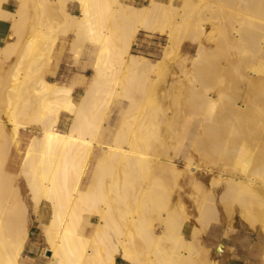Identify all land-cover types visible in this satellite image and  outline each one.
<instances>
[{
	"label": "bare ground",
	"instance_id": "1",
	"mask_svg": "<svg viewBox=\"0 0 264 264\" xmlns=\"http://www.w3.org/2000/svg\"><path fill=\"white\" fill-rule=\"evenodd\" d=\"M28 1L18 0V6L13 7L10 0H0V20H10L13 28L9 38L0 44V70L6 67L2 57L10 59L14 52L27 60V65L24 63L23 66L26 65L29 70L26 72L24 68V75L17 76L11 69L7 79H2L3 72L0 71V86L4 92L0 89V97L4 98V102L7 100L0 102V109L3 105L6 108V116H0V189L4 181V184L18 188L21 195L25 188L29 192L30 200L25 199L26 214L39 221L41 238L46 250L51 252L49 264H116L118 257L128 264H196L198 247L202 248L204 244L197 245L194 241H200L213 222L225 218L229 225L235 219L239 222L244 220L264 235V0L257 1L258 4L256 2L257 5L252 8L250 6L255 4L250 5L252 0H243L247 3L242 5H250L248 8H243V1L237 0L241 6L236 2L238 7L234 6L235 11L229 10L233 4L227 9L228 4L225 6L220 0H180L179 9L172 0H147L143 5L126 0H78L79 15L65 8L63 13L60 10L67 25L60 30L64 35L72 30L75 33L73 42L85 38L97 44L98 56L91 83L81 99L76 101L73 92L77 84H61L39 74L38 79H34L37 80L32 89L33 95L18 104L24 99L25 92H29L30 81L33 82L30 72L34 74V71L31 69L39 67L37 60L42 50L38 52V43L43 39L46 43L50 39L52 45L58 42L56 26L59 27L60 23L57 24L56 19L53 21L52 12L55 7L58 8L56 11L59 10L60 1L65 5L68 0H39L40 15L37 14L38 0L35 2L37 5L33 3L35 8L31 4L32 11L36 10L35 15L31 12L35 21L30 25L31 34L20 44L28 15ZM170 12L175 13V16L172 14L169 17L172 19L168 18ZM162 18H168L169 29L162 24L160 27L159 20ZM207 24L213 26L206 36L211 41L209 45L203 37ZM158 28L167 33V42L159 58L152 59L133 51L140 30L157 31ZM188 38L192 39V43L186 45ZM218 38L221 39V46L215 47L212 41ZM187 46L195 50L190 56L184 51ZM208 51L211 54L220 51L223 61L219 60L216 64V61H210L214 66L207 72L197 70L194 65L201 67L203 61L211 60L206 59ZM48 54L45 52L43 59L48 58ZM180 58L183 66L178 65L182 69L177 79L169 81L173 86L171 110L160 108L157 122L161 130L156 131L160 140L163 136L161 141L170 146L168 149L173 150L171 155L174 156L180 151L171 148L173 142L170 141L176 138L174 146L183 149L179 159L165 156L163 151L153 155L159 153L156 151L159 143L157 149L155 144V150H152L151 143V150H146L153 152L150 155L154 158L149 155L150 159L146 156V159L142 158L146 155L142 153L145 147L153 140H144L148 142L147 145L144 143L146 146L139 141L135 143L132 140L134 135L143 139L145 134L139 130L142 136H124L126 132L121 126L125 123L112 142L104 141L100 135L105 110L110 102L117 97L127 98L129 105L126 112L139 114L143 111L140 98L143 100L144 97L146 104H151L156 97L166 96L163 76ZM188 61L191 62V69L187 68ZM204 63L203 67H206L208 64ZM8 69L10 67L5 69V74ZM203 72L205 74L202 75ZM34 75L36 77L37 73ZM5 94L7 97H4ZM31 96L37 100L36 108L33 106L35 109L28 103ZM183 104L199 109L200 127L205 130L202 134L197 127L199 133L193 137L189 149L183 147L187 145L185 141L179 143L176 134L181 128L178 125L176 129V125L185 111ZM150 110L149 115L153 112L151 110L150 113ZM63 111L73 115L67 130L59 126ZM140 114L139 118L134 115L130 119L126 113L127 122L131 120L128 125L132 120L134 123L136 119L139 121ZM146 119L140 120L141 123ZM148 120L151 126L154 119ZM32 126L38 132L35 131L28 143L19 173H13L8 169L16 167L17 158L11 157V143H14L22 127L28 129ZM147 126L145 124L144 128ZM133 128L128 131L138 133L137 128ZM167 137H171V145L165 141ZM147 138L150 139V136ZM124 141L131 147H125ZM137 142L140 147L145 146L139 156ZM95 147L102 152L96 154ZM91 164L93 178L84 188ZM167 171L173 174L172 177L170 173V177L174 178V182L183 180L191 186L189 198L187 196L191 207L181 195H177L178 200L177 197L174 199L177 202L171 205L170 198L162 195L165 201L161 202L162 196L154 192L155 180L157 178L158 182L160 179L157 175L160 172L167 175ZM20 179L25 183L24 190ZM162 180H159L161 184ZM170 181L173 182L172 179ZM176 182L168 186H176ZM161 192L164 194V189ZM219 207L226 213L223 214L225 218L221 216L222 212L219 213ZM15 213L11 199L5 197L0 203V264H29L26 250L34 245L30 242L31 230L25 228L21 232H13L11 216ZM93 217L97 218L96 222ZM164 240L167 244L169 241L172 243L169 253H164L162 249L166 245ZM222 247L223 243H218L210 264H224ZM262 253L264 259V248Z\"/></svg>",
	"mask_w": 264,
	"mask_h": 264
},
{
	"label": "rangeland",
	"instance_id": "2",
	"mask_svg": "<svg viewBox=\"0 0 264 264\" xmlns=\"http://www.w3.org/2000/svg\"><path fill=\"white\" fill-rule=\"evenodd\" d=\"M75 0H68L67 2H64L65 3V5L62 3L63 1H60L59 3L61 4H59L58 2H54L55 4H59V6H60V8H59V10L58 11H56V9H58V8H56L55 7V12L53 11L52 13H54V15H55V18H54V15H52L53 16V21H55V19H56V23L58 22V23H60L59 24V27H58V23L56 24L55 22V26H56V32H58V34H59V38H60V36H62V35H64L63 34V30L65 29V27H67V25L65 24V22H64V20H65V17H63L64 16V14H62L63 13V8H65V9H68V10H71V11H73L72 10V8H71V3L72 2H74ZM78 1V0H77ZM126 1H128V2H132V3H134V4H137V5H143V4H146L148 1L147 0H126ZM147 1V2H146ZM163 1H165V2H167V1H169V0H163ZM173 1V3L174 4H178L177 5V8L179 9L180 8V5H181V1L180 0H172ZM220 1H222L223 2V4L226 6L227 4V6H226V8L228 7H230L232 4H233V6H232V8L231 9H229V10H237L236 8H234V6L236 5L237 6V4H235L236 2H237V0L235 1H233V0H224L225 1V3H224V1L223 0H220ZM230 3H229V2ZM243 1V0H242ZM254 0H252V2L251 1H249L248 3H250V5L251 4H253V3H255L254 5H249L251 8L252 7H255L257 4H258V2L257 1H259V0H255V2H253ZM261 1V0H260ZM259 1V2H260ZM36 2V0L34 1V2H32V0H29L28 1V15H27V20H26V22L24 21V23H25V25H24V28H23V33H22V40H20L19 41V39H18V41L20 42V44L22 43V41H26V37L27 36H29L31 33H30V25H31V23H32V21L34 20L33 19V17H34V12H36V10L34 9L33 11H32V8H35L36 6L35 5H33V3L34 4H36L37 5V3H35ZM234 2V3H233ZM239 2V1H238ZM237 2V3H238ZM256 2H257V4H256ZM79 3V2H78ZM227 3V4H226ZM242 3H247L246 1H243V2H241V5H242ZM31 4H32V8H30V6H31ZM55 4H53V5H55ZM240 4V2L238 3V5ZM62 5L64 6V7H62ZM68 5V6H67ZM230 5V6H229ZM241 5H239V7L241 6ZM58 6V5H57ZM235 6V7H236ZM243 6V5H242ZM246 6H247V4H246ZM246 6H243V8L245 7L246 8ZM249 6H247V8L249 7ZM238 7V6H237ZM40 6H39V0H38V6H37V14H41V11H40ZM62 8V9H61ZM227 8V9H228ZM60 10H62L61 12L62 13H60ZM234 10V11H235ZM31 12H33V14L34 15H32V13ZM56 12H58L57 14H56ZM80 13H81V9H80ZM80 13H78L77 15H79ZM172 14H173V12H172ZM171 14V12L168 14L169 16H168V18L172 15ZM174 16H175V13L173 14ZM172 15V16H173ZM32 17V18H31ZM168 18H162V19H160L159 20V22H160V27H161V24H162V27H164L165 29L167 28V29H169V20H168ZM173 18V17H172ZM172 18H169V19H172ZM35 21V20H34ZM61 23L63 24V25H61ZM65 25V26H64ZM210 27H212L213 28V26L211 25V24H207L206 26H205V33H204V35H203V37H205L204 39L206 40V42H207V45H209V43H211V41H208V39L206 38V36L211 32V30H213V29H211ZM64 28V29H63ZM60 29H63V30H60ZM160 29L158 28V30L157 31H154V30H140L139 32H138V34H137V37L135 38V44L133 45V51L134 52H137V53H140V54H144V55H147V56H149V57H151L152 59H156V58H159L161 55H162V51H163V46L166 44V42H167V33H163V32H161V31H159ZM11 31H13V28H12V26H11V30H10V32ZM61 31V32H60ZM69 33H72L73 34V36L75 35V33L71 30V31H69ZM26 35V36H25ZM9 38V37H8ZM80 39H82V38H80ZM80 39H76V40H78V41H80ZM59 40V39H58ZM57 40V41H58ZM74 40V39H73ZM75 40V42H73L72 44V47H71V49H70V52L72 53V58H71V61H69L68 62V64H67V66L69 67V68H77V70H87V69H90L91 71H89V72H92V73H89L88 75H79V81L77 80L76 81V84H80L81 83V85H83V92L85 91V88L87 87V86H89V84L91 83V81H90V78H92L93 77V74L95 75V71H94V67H95V61H96V59H97V56H98V49H97V44L95 43V42H93V41H91L90 39H83V41L81 40L80 42L82 43H80V42H78V41H76ZM47 41H46V39H43V40H41L39 43H41V45H42V43H46ZM78 42V43H77ZM185 42H186V45H189L190 43H192V39L190 38V40H189V38L188 39H186L185 40ZM221 39H217V40H215V41H212V43H213V45L215 46V47H217V45L219 46H221ZM38 43V45H39V51L38 52H41V50H42V52L41 53H39V55L40 56H38V53H36L37 54V56L39 57V59L37 60V62H38V68L36 67V68H34V69H31V70H33L34 71V74H36L37 73V75H36V77H35V75L34 74H32L33 72H30L31 73V76H33L32 78L33 79H31V80H33V82H31L30 81V83H29V88H30V90H29V92H28V90H27V92H25V94L27 95V96H24L23 95V97H24V99H23V97H22V99L23 100H20L19 102H18V104H20V103H22V102H25V100H26V98L27 97H30L29 95L31 94V95H33V93H32V91H34V90H32V89H34V86L36 85V80L38 79V77H39V74L41 75V74H43L44 76L49 72V71H52L56 66H58L57 64L59 63V58H58V50H57V43L58 42H56L55 44H51V40L49 39V42L48 43H46V44H49V45H46V44H44V46H43V48H44V50H43V48H41V45ZM79 44V45H78ZM82 45V47H81V45ZM47 46V49H46V46ZM80 48H78L77 46ZM52 46V47H51ZM75 46L77 47L76 49H75ZM41 49V50H40ZM45 49H46V51H45ZM53 51H52V50ZM73 49V50H72ZM49 51V52H48ZM51 51H52V56H51ZM76 51V52H75ZM185 52H187V55H191L195 50H194V48H191V47H186L185 48V50H184ZM17 52V51H16ZM45 52H46V55L48 54V58H47V56L43 59V57L45 56ZM209 52V55H207V57L208 58H206L207 60H209V58L211 59V60H209V61H206L205 60V62L206 63H204V61L202 62V64H201V67L200 66H198V65H194V67L195 68H197V70H202V71H204V72H207V71H209V70H211L212 68L211 67H213L214 66V64H213V66L211 65V62H213V61H216V62H214L215 64L216 63H219V60L220 61H223V59H222V57L220 56V51H216V54L215 53H213V54H211L210 53V51H208ZM78 53V54H77ZM211 54V55H210ZM13 56L9 59H6L5 57H2V59L1 60H4V61H6V65L3 63V65L4 66H6L5 67V69H7V68H9L10 67V69H8V72H6V74H5V69L3 70L2 68H1V70H2V79H7V78H9L10 76L9 75H11V74H8L9 72L10 73H12V71L13 72H16V74H17V76H22V75H24L23 73L25 72L24 70V68H26V72H28L29 70L27 69V60L26 59H24V58H20V54L18 53V55L14 52L13 54H12ZM17 55V56H16ZM49 55H50V57H49ZM212 55H213V57H212ZM211 56V57H210ZM214 56H216V57H214ZM219 56V57H218ZM53 57V59L51 60V59H49V58H52ZM5 58V59H4ZM18 58V59H17ZM21 60H20V59ZM48 59V60H47ZM222 59V60H221ZM15 60H16V62H15ZM24 62H23V61ZM48 62H47V61ZM52 61V62H51ZM211 61V62H210ZM9 62H10V65H9ZM15 62V63H14ZM26 62V63H25ZM42 62V63H41ZM44 62V63H43ZM51 62V63H50ZM210 62V68H209V63ZM1 63V62H0ZM7 63H8V65L9 66H7ZM14 63V64H13ZM26 64V65H24L23 66V64ZM46 63H48V64H46ZM50 63V64H49ZM176 63V64H175ZM171 67H169V69H168V71H167V73H166V75H165V77L163 76V87H164V89L166 88V90H165V92H167V94H166V96H164V94H163V96H158V97H156V99L155 100H153L152 102H151V104L149 105L148 103L146 104V102H145V100H144V97H143V100H141V98H140V101H142V107H140V108H142V110L143 111H141V112H143V114H145V116H142L140 113L141 112H139V114L141 115V118H143L144 120L146 119V121L145 122H142L141 123V121H143V119H139V121H138V119H136L135 121L137 122H139V123H134L133 122V120H132V123L130 124L129 123V125H130V127H129V125H128V122L129 121H131L130 119H132V118H134L133 116L135 115L136 117L135 118H137L138 116H139V114H138V116H137V114H130L129 112H126V110H127V108H128V105H129V99H127V98H124V97H117V98H115L112 102H110L111 104H109L110 106H108L107 107V110H105V116L103 117V121H104V123H103V125L104 126H102V129H101V138L104 140V141H107V142H112L113 141V139L115 138V135H116V132H118L119 131V128H120V126L123 124V123H125V124H127V125H122L121 127H123V130H124V132H126V133H123L124 134V136H125V134L127 135V136H130L129 134H140L141 136H142V133L144 132V136H142L143 137V139H141L140 137H138L137 135H134L135 137V139L134 138H132L131 136V138H132V140H135L134 142L136 143V141H139V143H143L142 145H145L144 143H146V145L148 144V142H145V141H148V140H153V141H150V144H148V146H143V147H145V149L143 148V147H140L141 146V144H139L138 142H137V144H138V148L139 149H137L136 151L139 153H137V155L139 156V155H142V153H146V155H143V157L142 156H140V157H142V158H145V156H146V158H149L150 156H152V158H154L155 156H153V155H156V154H160V152L159 151H163L162 153L165 155V156H167V155H171V154H173V150L172 151H169V147L170 146H168V144H163V143H165V142H162L161 140H162V138H163V136H161V140L158 138V137H160L158 134H159V132H158V134L156 133V131H160L161 130V128H160V125H159V123L157 122V120H158V112H159V110H160V108L161 109H166V110H171V106H172V92L173 91H171L172 89H173V86H172V83L171 82H169L170 80H172L173 81V79H177V77H178V72H180V70L182 69V68H180V66H183L181 63H182V58H180V59H178V60H176V62H175ZM203 63H204V65L205 64H208V65H206V67H203ZM22 64V65H21ZM43 64V65H42ZM46 64V65H45ZM180 66H179V65ZM2 65V64H1ZM0 65V66H1ZM15 67H14V66ZM175 65V66H174ZM178 65V66H177ZM186 65H187V68H189L190 67V69H191V67L192 66H190L191 65V62L190 61H188V62H186ZM44 66V67H43ZM46 66V67H45ZM197 66V67H196ZM216 66V65H215ZM177 67V68H176ZM194 67H193V69H194ZM203 67V68H202ZM208 67V68H207ZM16 68V69H15ZM199 68V69H198ZM202 68V69H201ZM11 69H14V70H12L11 71ZM19 69V70H18ZM37 69H39V70H37ZM192 69V70H193ZM0 70V71H1ZM195 70V69H194ZM39 71H41V72H39ZM22 72V73H21ZM36 72V73H35ZM202 73V75L203 74H205V73ZM22 74V75H21ZM200 74H201V72H200ZM199 74V75H200ZM5 76H6V78H5ZM38 76V77H37ZM0 78H1V74H0ZM35 78H37L35 81H34V79ZM80 82V83H79ZM90 82V83H89ZM164 82H166V83H164ZM168 83H170V84H168ZM34 84V85H33ZM165 84H167V85H165ZM32 85V86H31ZM171 85V86H170ZM85 86V87H84ZM166 86V87H165ZM167 88H168V90H167ZM0 89H2L1 90V92H3V88L0 86ZM4 93V92H3ZM2 93V94H3ZM27 93H29V94H27ZM138 93V92H137ZM1 96V95H0ZM3 96V95H2ZM4 97H7L6 96V94L4 95ZM26 97V98H25ZM32 98H31V102L32 101H34V102H28L29 104H32V108H36V102H37V100L36 99H34L35 98V96L33 97V96H31ZM139 97V96H138ZM141 97V96H140ZM164 97V98H163ZM2 97H0V99H1ZM166 98V99H165ZM2 99H3V101H2ZM1 99V101L0 102H3V103H5V102H7V100L4 102V98H2ZM165 100V101H164ZM76 101H78V100H76ZM186 101V100H185ZM184 101V102H185ZM183 102V103H184ZM186 103V102H185ZM184 103V104H185ZM149 105L148 107L150 108V107H152L151 108V110L153 111H151L148 107H146V105ZM183 104V105H184ZM0 105H1V103H0ZM34 106V107H33ZM185 106V105H184ZM190 107V108H188V110H186L187 109V107ZM187 107L185 106L184 107V112H183V115H182V117H181V119H180V121H178V124L176 125V129L177 128H179L180 126H181V128H180V130L176 133L177 134V140L179 139V143L181 142V141H185L186 142V144L187 145H184L183 147L185 148V149H189L190 148V146H189V144L191 145L192 143H193V137H196L197 136V133H199L200 131L202 132V134L205 132V130L203 129V127L201 128L200 127V125H201V123H202V121H201V116L197 113V110L199 111V109H197L196 110V108H191V107H193V106H190V105H188ZM3 107V108H2ZM1 107V109H3L4 110V112H3V110L1 111V109H0V116H3V114H5V109L6 108H4V105ZM34 108V109H35ZM150 110V113L152 112V114H148L149 113V110ZM145 109V110H144ZM33 110V109H32ZM169 110V111H170ZM106 111H108V112H106ZM190 111H192V113L190 112ZM1 112L3 113V114H1ZM33 112V111H32ZM147 112V113H146ZM188 112H190V113H188ZM107 113V114H106ZM126 113L127 114H129V116H127V117H129L130 119H128L129 121L127 122V117H126ZM185 113V114H184ZM193 113H195L196 115H194ZM149 115V118H150V120H152V119H154L151 123H152V125L150 126V124H148L149 123V118H148V116L147 115ZM132 115V117H130ZM151 115H152V117H151ZM71 117H69L67 120H68V122L67 123H64L63 121H60V123H59V126H60V128L61 129H68V127H69V124H70V122H71V119H72V117H73V115L71 114L70 115ZM106 117V119H104ZM126 117V120H124V118ZM139 118V117H138ZM190 119V120H189ZM200 119V120H199ZM123 120L124 121H126V122H123ZM141 120V121H140ZM186 121V122H185ZM192 121V122H191ZM180 122H182V123H180ZM189 122H190V124H189ZM198 122V123H197ZM201 122V123H200ZM143 123H144V125H143ZM158 123V125H154V124H157ZM135 124H137V126L135 125ZM139 124H140V126H139ZM145 124H146V126L147 127H145L144 128V126H145ZM178 125H179V127H178ZM127 126V127H126ZM134 126H136V128H137V130L136 131H138V133H136V132H134V133H130V131H128L129 129H132ZM139 126V127H138ZM151 127V128H148V127ZM155 126V127H154ZM187 127H189V128H187ZM192 127V128H191ZM199 128V132L197 131V129ZM135 128V127H134ZM134 128H133V130H134ZM135 128V129H136ZM139 128V129H138ZM144 128V129H143ZM155 128H157V129H155ZM182 128H183V130H182ZM36 128H34V126H32V127H29L28 129H26V128H21V132H19V134L16 136V138H15V141H14V143H11V146H10V151H11V157L12 158H14V157H16L17 158V166H16V169L15 170H11V169H8L9 171H11V172H13V173H19V171H20V168H21V162H22V159H23V156H24V154H25V151L27 150V146H28V142L31 140V138L34 136V134H35V131L36 132H38L37 130L38 129H36ZM143 131H142V130ZM193 129V130H192ZM202 129V130H201ZM139 130H140V132H142V133H139ZM149 130H151V131H149ZM154 130V132H152ZM189 130V131H188ZM195 130V131H194ZM203 130H204V132H203ZM27 131H28V135H27ZM112 132V133H109V132ZM148 133H146V132ZM177 131V130H176ZM197 131V132H196ZM114 132V133H113ZM152 135H151V134ZM109 134H111V135H109ZM161 134V133H160ZM148 135L150 136V139H148L147 137H148ZM158 135V136H157ZM190 135H192V137H189ZM136 136H137V138H136ZM154 137V139H151V138H153ZM141 140H140V139ZM170 138L171 137H167V140H165L167 143L170 141ZM191 138H192V140H191ZM138 139V140H137ZM165 139V138H164ZM163 139V140H164ZM169 139V140H168ZM145 140V141H144ZM142 141H144V142H142ZM176 141V138H171V143H172V145H171V143L169 142V144L171 145V148L173 147L174 148V150H176V151H180L179 153L178 152H176L175 154H176V156H174V155H171V156H174V158H177V159H179V157L181 156V154H182V152H183V149H178V148H176L175 146H174V142ZM125 142V141H124ZM127 142V141H126ZM125 142V144H124V146L125 147H131V144H130V146L128 145L129 143L127 142L126 143ZM133 142V143H134ZM157 142V143H156ZM134 143V144H135ZM151 143H152V145H153V147H151L150 146V148H152V150H153V148L155 147L154 145L156 144V149H157V144L159 143V145H158V147L161 149V150H159V148H158V150H156V151H158L159 153H153V155H150V154H152V153H148L146 150L149 148V145H151ZM128 145V146H127ZM168 146V147H167ZM165 147V148H164ZM167 147V148H166ZM144 149L145 151H141V149ZM149 148V149H150ZM94 150L96 151V154H98V153H100V152H102V150L100 149V148H97L96 149V147L94 148ZM138 150H140V152L138 151ZM151 150V149H150ZM154 150H155V148H154ZM185 151V150H184ZM142 152V153H141ZM169 152H172V153H169ZM178 153V154H177ZM163 154H162V156H163ZM147 155H149V157H147ZM180 155V156H179ZM165 156H163V157H165ZM145 158V159H146ZM144 159V160H145ZM150 159V158H149ZM6 163V162H5ZM8 165V164H7ZM10 166V165H9ZM182 166V165H181ZM89 170H88V174H87V178L84 180V184H83V187L85 188V187H87L88 185H89V183H90V181L92 180V178H93V176H92V169H93V166H92V164L90 165V167L88 168ZM161 172H164V171H161ZM157 173L158 175L157 176H159L160 177V179L163 181L162 182V184H164L163 186H162V188L164 189V191L167 193V196H166V193L164 192V194L161 192V190H163L161 187H159V186H161L162 184H161V181H159L160 179H159V177H158V182H159V184H158V182H157V178H156V180H155V182H156V186H158V187H156V186H154L155 185V183H154V185H153V187L152 188H154L153 190H154V192L157 194V195H159V196H162V195H164L165 197H166V199H168V198H170L171 200L169 201V203L171 204V205H173V204H175L177 201H175L174 202V199L177 197V199L176 200H178V196L179 195H181V197L183 198V200H184V202L186 203V204H189L188 206L189 207H191V204H190V199H188L189 198V193L191 192V190H192V188H191V186L187 183V182H185V181H183V180H181V181H179V183H177L176 181V183L178 184H176V186H168V184L170 185V184H172V183H174L173 185H175V182L173 181L174 180V178H172L173 177V174L171 173V172H168L167 171V175H166V173H164V175H163V173ZM170 173L172 174V177H170L171 175H170ZM90 175V176H89ZM163 175V176H162ZM20 177H21V175H19ZM18 176V178H20ZM161 176H162V178H161ZM166 176H169L170 177V180L172 179V181L173 182H171L170 180H168L169 179V177H166ZM164 177H165V179H164ZM164 180H168L167 182L166 181H164ZM19 182V181H18ZM5 182L4 181H2V185H1V189H0V203L1 202H3L4 200H5V197H8V198H10L11 199V205L12 206H14V209H15V211H16V213L15 214H13V216H11V225H12V230H13V232L14 233H17V232H21L23 229H25V228H29V230H31L30 231V242H35L36 244H34L33 245V247H34V249H33V251H32V253H30L28 250H26V254L28 255V254H31V256H32V258L30 259V258H28V262H29V264H49V254L51 253L50 251H47L46 250V246H45V243H44V241H43V238H41V229H40V227H39V221L37 220V219H34L33 217H30V216H27V214H26V210H25V199L26 200H30L29 198H30V196L28 195L29 194V192L27 191V189L25 188V190L23 189L24 187H25V183L23 182V181H21V179H20V184H21V188H22V190H24V191H22V195H21V192H20V190L18 189V188H12L10 185H7V184H4ZM183 183V184H182ZM140 185V184H139ZM138 185V186H139ZM181 187H180V186ZM179 186V187H178ZM185 188H184V187ZM186 186H188V187H186ZM165 187V188H164ZM175 187V188H174ZM176 187H177V189H176ZM190 187V188H189ZM155 188L157 189V190H155ZM174 188V189H173ZM183 188V189H182ZM160 189V190H159ZM159 190V191H158ZM168 192H167V191ZM178 190H180V192L178 191ZM174 191V194L172 193ZM159 192H161L160 194H158ZM177 192V194H176V196H175V193ZM170 196H169V195ZM178 195V196H177ZM187 196H188V198H187ZM168 197V198H167ZM172 197V198H171ZM187 198V199H186ZM160 199H162L161 200V202H163V201H165V199H164V197L162 196V198L160 197ZM173 203V204H172ZM124 206V204L122 205V203H121V207H123ZM120 208V207H119ZM124 208V207H123ZM123 208H120V209H123ZM219 210H220V207H219ZM221 210H223V209H221ZM220 210V212L219 213H221V216L223 217V218H225V216L224 215H226V213H223L224 212V210L223 211H221ZM119 211V210H118ZM224 214V215H223ZM224 219H222V221H220V222H213L212 224H211V227L203 234V236H202V238H201V240L199 241V240H195L194 242L197 244V245H199V243H201V242H203V246H202V248L201 247H198V249L199 250H197L199 253H198V255H197V260H196V264H210L211 263V261L213 260V254H214V252H215V248H216V246L218 245V243H223V247H222V249H223V251H224V259H223V263L224 264H228L227 263V261L229 260L230 262H234L233 260H232V258H230V256H233V257H236V258H238V259H242L241 261H243L245 264H248V262H249V260H251V257H253V256H255V254L257 253V251L259 252L260 251V253H261V251L263 250V248H264V235H262V234H260L259 232H257L255 229H253V228H251L250 226H249V224H248V222H246V221H241V222H239V220L237 221L236 219L232 222V224L231 225H229V223H228V221H226V218H225V220L223 221ZM93 221L94 222H96L97 221V218H95V217H93ZM236 222V223H235ZM228 225H227V224ZM157 230L158 231H161V228L160 227H157ZM212 231L214 232V231H216L217 232V238L215 239V241H214V248L213 249H210V248H208L206 245H205V239L208 237V236H210V234H212ZM187 235L188 236H191L189 233H187ZM223 236H225L224 238H222ZM219 240V241H218ZM167 240H164L163 241V244L165 245V246H163L162 247V249L164 248V250H165V252H164V250H162L164 253H169L168 251H170L171 252V249H172V247H171V244L172 243H170V241H169V244H167L168 242H166ZM216 244V245H215ZM168 245H170V246H168ZM228 246V247H227ZM238 246H241V247H238ZM167 247V248H166ZM29 248V247H28ZM27 248V249H28ZM225 251H227V252H225ZM197 253V252H196ZM226 256V257H225ZM247 258H248V261H247ZM213 262V261H212Z\"/></svg>",
	"mask_w": 264,
	"mask_h": 264
},
{
	"label": "crops",
	"instance_id": "3",
	"mask_svg": "<svg viewBox=\"0 0 264 264\" xmlns=\"http://www.w3.org/2000/svg\"><path fill=\"white\" fill-rule=\"evenodd\" d=\"M10 4L13 7H17L18 6V0H10ZM70 5H71V8H72V10H73V12L75 14L80 13V6H79V3H78L77 0L72 2ZM10 30H11V21L10 20H0V44H3L4 40L7 39V37H9ZM60 38H59L58 43H57L58 58H59V63L57 64L58 66H56L52 71H49L45 75V77L48 80H50V81L58 82V83H61V84H67L68 85V84H73V82L76 84V81L79 79V75L80 76L81 75H88L89 73H92V72H89V71H91L90 69L77 70V68H74V67L73 68H69L67 66L68 62L71 61V58H72V53L70 52V49H71L70 46H72V43H73V41H72L73 40V34L72 33H68L67 35L60 36ZM74 91L75 92H73V97H74L75 100L79 101L81 99V97H82V94H83V85H81V84L75 85ZM76 94H77L78 97L76 96ZM68 114H69V112L63 111L62 114H61L60 121H63L64 123H67L68 122L67 119L71 115V114H69V115ZM4 116H6V114H4L3 117ZM28 134L29 133L27 131V135ZM15 169H16V167L15 168H11V170H15ZM216 238H217V232L216 231H214V232L212 231V234H210V236H208L205 239V245L208 248L213 249L215 247L214 246V241H215ZM33 243L36 244L35 242H33ZM238 247H241V246H238ZM33 249H34V247H29L27 250L30 253H32ZM262 251H261V253H260V251L259 252L257 251L255 256L251 257V260H249L248 263L258 264L260 262L259 264H264ZM27 257L30 258V259L32 258L31 254H28ZM230 258H232V260L234 262H230L228 260L227 261L228 264H245L243 261H241L242 259H238V258L233 257V256H230ZM247 261H248V258H247ZM116 264H128V263L124 259L118 257L117 260H116Z\"/></svg>",
	"mask_w": 264,
	"mask_h": 264
}]
</instances>
